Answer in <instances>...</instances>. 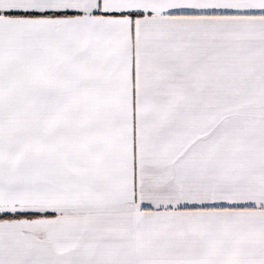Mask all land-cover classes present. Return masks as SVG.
<instances>
[{"label":"snow or ice","instance_id":"6c2138e0","mask_svg":"<svg viewBox=\"0 0 264 264\" xmlns=\"http://www.w3.org/2000/svg\"><path fill=\"white\" fill-rule=\"evenodd\" d=\"M0 264H264V0H0Z\"/></svg>","mask_w":264,"mask_h":264}]
</instances>
